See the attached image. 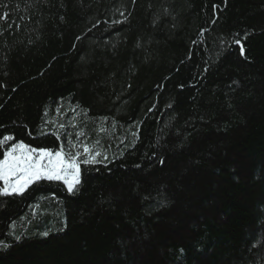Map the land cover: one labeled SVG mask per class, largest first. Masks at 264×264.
<instances>
[{
  "label": "trees",
  "instance_id": "obj_1",
  "mask_svg": "<svg viewBox=\"0 0 264 264\" xmlns=\"http://www.w3.org/2000/svg\"><path fill=\"white\" fill-rule=\"evenodd\" d=\"M5 11L6 147L58 150L83 131L109 159L81 165L75 195L44 181L0 196V264H264V0H0Z\"/></svg>",
  "mask_w": 264,
  "mask_h": 264
},
{
  "label": "snow or ice",
  "instance_id": "obj_2",
  "mask_svg": "<svg viewBox=\"0 0 264 264\" xmlns=\"http://www.w3.org/2000/svg\"><path fill=\"white\" fill-rule=\"evenodd\" d=\"M10 15L11 13L5 11L0 14V20L7 21ZM119 15L124 17V12L120 11ZM126 19L127 17H124L123 20H113L112 24L124 23ZM11 27L12 24H9V28ZM15 27L19 29L20 25L16 24ZM205 31L201 30L200 35L203 36ZM2 34L3 30H0V35ZM235 43L239 45L241 43L240 39H236ZM241 51H243V48H241ZM72 111L75 112V109H72ZM149 111H152V109H149ZM85 115H87L86 112ZM100 119L106 121L108 118L101 117ZM46 123H52V121H46ZM114 127L115 125H113ZM64 128V124H59V129ZM99 131L106 132L107 130L101 127ZM55 135L60 140L59 132ZM84 135L83 131L77 132L76 140L73 141L71 134L65 133L67 142L66 144L61 143L58 150L33 147L23 141L11 143L10 146L6 147L10 141L14 140V136L4 135L0 138V149L3 150L2 158H0V182H2L0 184V196L23 197L33 186H39L44 181L59 182L66 187L69 194L75 195L78 193L82 186L81 165L102 164L109 159L106 150H102L99 139L93 144H88L80 139ZM131 135L138 138V131L132 132ZM121 143H123V140ZM134 143L135 139L133 140ZM36 207L40 206L37 205ZM47 234V232L43 233V235ZM16 239H19V237H16ZM181 252H183V249H181Z\"/></svg>",
  "mask_w": 264,
  "mask_h": 264
},
{
  "label": "rangeland",
  "instance_id": "obj_3",
  "mask_svg": "<svg viewBox=\"0 0 264 264\" xmlns=\"http://www.w3.org/2000/svg\"><path fill=\"white\" fill-rule=\"evenodd\" d=\"M81 151H82V149H81ZM1 184H2V182H1Z\"/></svg>",
  "mask_w": 264,
  "mask_h": 264
}]
</instances>
